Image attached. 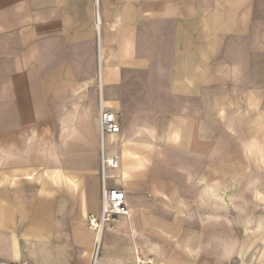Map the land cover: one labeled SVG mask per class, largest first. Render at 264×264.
Wrapping results in <instances>:
<instances>
[{"label": "crops", "instance_id": "obj_1", "mask_svg": "<svg viewBox=\"0 0 264 264\" xmlns=\"http://www.w3.org/2000/svg\"><path fill=\"white\" fill-rule=\"evenodd\" d=\"M102 108L119 121L105 144L147 257L227 264L231 241L230 262L264 264V0H0V224L37 199L30 140L77 113L64 127L100 147ZM69 171L101 210V170ZM9 233L0 259L14 261ZM30 248L23 262L39 264Z\"/></svg>", "mask_w": 264, "mask_h": 264}, {"label": "bare ground", "instance_id": "obj_2", "mask_svg": "<svg viewBox=\"0 0 264 264\" xmlns=\"http://www.w3.org/2000/svg\"><path fill=\"white\" fill-rule=\"evenodd\" d=\"M121 168L120 162L118 171ZM118 174L121 177V181L125 179V172L121 171ZM80 186L81 183L79 179L74 177L72 173L63 166L45 168L43 180L37 195L46 198L50 202H54V195L58 194L60 191H65L74 197L80 193L79 206L68 212L67 217L70 219L69 221H67L66 218H62V221L55 222L54 210L43 207L30 219L31 222L29 224L27 223L28 221H25L26 217L17 222L15 224V236L11 244L12 259L14 261L23 262L21 260L24 257V252L28 250L30 246V250L34 247H38L41 253V261L39 264H69L71 250L75 252L76 249H82L85 254L88 253L92 247L77 244L76 228L71 226V220L83 225L87 222L89 232L94 236H96L95 232L98 235V246H101L102 242L105 255L100 259L98 255L93 264H127L128 262L137 264V262L142 261L137 257L139 249L144 248L141 246V240L138 241L141 224L139 225L138 220L134 219L131 211L128 216H123L107 224L105 232L107 233V239L105 238L106 241L104 242V240H102L104 234L101 236V232H97L93 229L89 221L91 215L99 216L100 212L99 214L89 215L87 194ZM133 209L135 210L136 208ZM116 223L118 224L117 229L110 228L116 225ZM30 238H34V240H30ZM20 240H24L27 245L22 246ZM227 251L229 255L230 249L227 248ZM194 258L196 259L197 256H194Z\"/></svg>", "mask_w": 264, "mask_h": 264}, {"label": "rangeland", "instance_id": "obj_3", "mask_svg": "<svg viewBox=\"0 0 264 264\" xmlns=\"http://www.w3.org/2000/svg\"><path fill=\"white\" fill-rule=\"evenodd\" d=\"M79 116L77 113H73V115L71 117L68 118V120L66 122H62L61 123V128L60 129H51V130H45L44 132V142H39L38 145L37 143L33 146L32 144V140H30V144L28 146V148H26L25 150V154H35V161H33V163H36L37 166L39 167V169L42 170V176H43V172L45 170V168H54L57 166H63L64 168H66L68 171L69 169L72 168H76V167H84V168H98L99 170H101L100 168V147L99 144L97 143L96 146L93 145V142L90 138L88 139H79L76 137L77 132L79 133L80 131L83 130V132L85 134H88L91 132L90 129H78L75 127H64L65 125H72L75 123H72L70 121L75 120V118ZM43 135H40V137ZM34 141H38L39 136L37 134H34ZM78 153V156H77ZM79 157L81 159L76 160V158ZM59 160H57V159ZM37 159V160H36ZM44 165V166H43ZM70 172V171H69ZM119 178L113 180L114 185H118L116 183L120 182L118 181ZM43 177H40V182H42ZM119 186H121L119 184ZM122 187V186H121ZM64 193L67 194L71 200H68V212L71 209H75L77 208V201L75 200L74 196H71L70 194L66 193L65 191H60L58 192V194L54 195V202H50L48 201L46 198H42L39 195H37V199L34 202V204L32 206H28V207H24V208H20V209H15V214H21L23 215L25 218V221H28L27 223L29 224L31 221L30 219L36 214V212L38 210H40L43 207H46L48 209H53L55 212V202H56V196L59 195L60 193ZM38 194V193H37ZM91 205V203L88 201V212L89 213H95V214H99V210L100 209H95L93 208L92 210H90L89 206ZM58 206V203H57ZM45 208V209H46ZM57 212L59 211L58 208L56 210ZM92 211V212H91ZM63 219H56L55 217V222H59L62 221ZM66 220L69 221L70 219L68 217H66ZM18 221L15 219V221L11 220L10 218H6V214L4 217V223L0 224V227L3 230H8L10 232L9 239H12L15 236V224ZM71 226L76 228V237H77V244H82L85 246H93L94 247L88 251V253H84V251L82 249H76V251L74 252L73 250H71V259H70V263L69 264H93L97 258L96 256V250L99 244V239L98 237H94V235H92L89 230H88V224L87 222H85V224H80L77 222H74V220H71L70 222ZM118 224L116 223V225H114L113 229H117ZM94 232V231H92ZM95 234H97L95 232ZM106 234V235H105ZM7 235V234H4ZM13 235V236H12ZM106 236V237H105ZM107 239V233H104V237L102 240H104V242ZM96 241V242H95ZM138 241H140V239L138 238ZM155 242V241H154ZM157 243V242H156ZM221 243V247L223 249H225L224 255L222 256V260L223 261H227V264H233L231 261V256L230 254H234L235 253V248H236V242H231V241H222ZM96 244V245H95ZM158 244V243H157ZM159 245V244H158ZM204 246H208V243L205 244ZM225 247V248H224ZM227 248L230 249V254L228 255V251ZM159 249L161 250V247L159 245ZM154 252V251H153ZM104 249H103V245L101 242V249H100V254L98 256V258H102L105 254H104ZM158 253H162V252H158ZM113 254V253H112ZM148 254H152L151 250H147V251H143L142 249H139V253L137 254L140 255V257H142V259H144L146 262L147 260H153V257H147ZM12 255V253H11ZM164 258L167 259V261H169V257L163 255ZM24 258V257H23ZM22 258L21 261H24V259ZM227 258V259H226ZM11 260L12 257H11ZM157 256L155 255V264H157ZM170 262V261H169ZM168 262V264H169ZM131 262H128L127 264H129ZM54 264V263H53Z\"/></svg>", "mask_w": 264, "mask_h": 264}, {"label": "built area", "instance_id": "obj_4", "mask_svg": "<svg viewBox=\"0 0 264 264\" xmlns=\"http://www.w3.org/2000/svg\"><path fill=\"white\" fill-rule=\"evenodd\" d=\"M120 132V125L116 115L105 109H101L99 116V139H100V168L102 175V193H101V210L100 215L90 216V226L101 236L106 232L107 224L130 214L128 197L123 187L119 185L110 186L108 181L115 180L118 176L115 173L120 167L119 155H110L105 144L107 134H117ZM101 246L97 247L96 256L100 254ZM142 260L137 264H155L153 260L145 262ZM0 264H29L27 262H15L0 259ZM133 264V263H131Z\"/></svg>", "mask_w": 264, "mask_h": 264}]
</instances>
